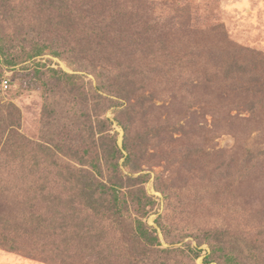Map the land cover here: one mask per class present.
<instances>
[{
  "label": "trees",
  "instance_id": "16d2710c",
  "mask_svg": "<svg viewBox=\"0 0 264 264\" xmlns=\"http://www.w3.org/2000/svg\"><path fill=\"white\" fill-rule=\"evenodd\" d=\"M155 9L0 0V83L13 72L43 99L29 139L0 89L1 249L47 264H197L203 252L204 264H264V54L232 45L222 25L219 41L185 46ZM227 133L236 144L218 149ZM207 185L252 215L239 239L193 219ZM186 237L196 246L175 247Z\"/></svg>",
  "mask_w": 264,
  "mask_h": 264
},
{
  "label": "rangeland",
  "instance_id": "374dc122",
  "mask_svg": "<svg viewBox=\"0 0 264 264\" xmlns=\"http://www.w3.org/2000/svg\"><path fill=\"white\" fill-rule=\"evenodd\" d=\"M155 6L156 12L153 15L163 18L164 27H166L169 35H172L173 31L177 29V33H173V36L176 40L182 41L181 43L185 46L203 43H210L211 45V42L219 41V36H215L212 28L217 25H222L228 33V39L234 43L232 45H238L264 54V0H155ZM169 35L167 36L168 38L170 37ZM169 39L172 40V37ZM51 65L56 68L60 66L68 70L66 64L58 59L53 60ZM12 74L13 72L10 71L5 73L0 83L1 92L5 96V101H12L22 112V125L19 132L29 139H36L40 133V118L43 105L41 93L39 91L23 90L20 87L19 80L13 78ZM89 79L94 80V77L89 75ZM4 81H7L9 84L7 89L3 87ZM157 103L161 104L162 102ZM157 115L164 118L160 112ZM241 116L249 118L250 114L242 113ZM207 118L211 120L210 115ZM119 131L122 135V131L120 129ZM235 144L236 138L230 133L222 134L216 139L218 149H229ZM171 148L173 147L171 146L169 149ZM163 165L164 163H160L158 166L156 164L153 170L160 172L163 170ZM184 168H187V165ZM188 168L190 167L188 166ZM152 186V182L147 185L148 192L156 196H161ZM198 186L200 187L201 185H196V187ZM207 187H209L207 188L209 191L205 194L207 195V200L204 202L205 206L204 208L198 209L196 216L193 217L195 222L202 225L204 222L210 220L211 224L210 222L207 223L206 227L217 224L220 225V228L231 227L236 234V238L243 236L245 231H249L251 225L254 224V221L251 219L252 215H247L246 209L244 215L243 211H241V217L237 214L238 211L236 213H230L228 211L230 204L227 201L229 198H226L227 196H223V194L218 196L217 194L211 193L215 188L209 185ZM207 189L204 193H206ZM218 197H220V201L215 202ZM196 198H198L197 193L193 192L191 199L195 200ZM193 210L195 211V207H193ZM155 217L156 215H152L148 219L151 225H156L154 221ZM256 224L260 227L259 235H263L264 223H261L259 226L258 221ZM161 238L164 246L168 247L169 244L162 235ZM189 242L196 246V240L194 238L186 237L182 242L177 243L175 247H183V245ZM202 249L206 253L209 251L207 245H203ZM204 256L205 252L197 259V264H204ZM0 264L47 263L0 248Z\"/></svg>",
  "mask_w": 264,
  "mask_h": 264
},
{
  "label": "built area",
  "instance_id": "2783aa9c",
  "mask_svg": "<svg viewBox=\"0 0 264 264\" xmlns=\"http://www.w3.org/2000/svg\"><path fill=\"white\" fill-rule=\"evenodd\" d=\"M3 87H4V89H7V88L9 87V84H8L7 81H4V82H3Z\"/></svg>",
  "mask_w": 264,
  "mask_h": 264
}]
</instances>
